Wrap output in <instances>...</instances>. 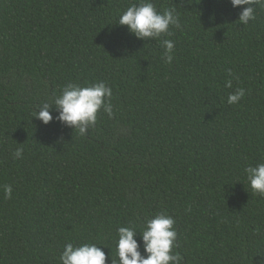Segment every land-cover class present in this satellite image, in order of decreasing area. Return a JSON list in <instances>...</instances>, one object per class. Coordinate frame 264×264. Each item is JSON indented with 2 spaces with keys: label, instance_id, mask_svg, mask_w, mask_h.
Wrapping results in <instances>:
<instances>
[{
  "label": "trees",
  "instance_id": "obj_1",
  "mask_svg": "<svg viewBox=\"0 0 264 264\" xmlns=\"http://www.w3.org/2000/svg\"><path fill=\"white\" fill-rule=\"evenodd\" d=\"M152 2L180 17L158 41L116 23L139 0H0V264H60L68 242L111 264L118 228L161 212L183 264H264V196L244 171L264 163V8L244 26L230 0ZM98 81L112 116L86 135L54 106L49 124L33 118L69 82Z\"/></svg>",
  "mask_w": 264,
  "mask_h": 264
},
{
  "label": "clouds",
  "instance_id": "obj_2",
  "mask_svg": "<svg viewBox=\"0 0 264 264\" xmlns=\"http://www.w3.org/2000/svg\"><path fill=\"white\" fill-rule=\"evenodd\" d=\"M233 8L242 9L238 21L247 26L256 19V8H264V0H230ZM126 26L130 34L143 41H158L163 36H171L172 28L180 27V17L176 8L170 7L162 12L157 11L152 0H139L123 11L116 22ZM165 62L171 63L175 43L171 39L162 40ZM229 75L231 72L229 71ZM232 87L231 80L226 82ZM245 89L237 88L227 97L229 105L238 104L245 96ZM113 90L103 81L87 86L69 82L63 87L60 95L49 103H43L34 111L33 118L47 125L53 121L52 110L58 113L55 119L63 126L78 130L81 136L87 134L89 128L97 122L98 113L103 110L112 116ZM23 148H16L14 158H21ZM248 185L254 194L264 196V163L249 166L245 170ZM5 198H11L12 186H4ZM175 219L161 212L143 222L142 230L134 226H122L117 230L116 256L110 255L111 264H183V257L175 252L177 247V231ZM139 235L140 241L136 239ZM141 248L145 255L141 254ZM105 252L100 245L82 243L74 245L68 242L60 254V264H106Z\"/></svg>",
  "mask_w": 264,
  "mask_h": 264
}]
</instances>
